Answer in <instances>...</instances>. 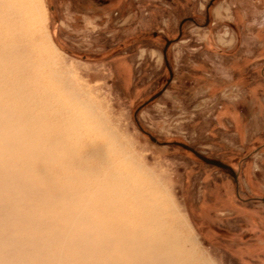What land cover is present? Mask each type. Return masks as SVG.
<instances>
[{
  "label": "rangeland",
  "instance_id": "374dc122",
  "mask_svg": "<svg viewBox=\"0 0 264 264\" xmlns=\"http://www.w3.org/2000/svg\"><path fill=\"white\" fill-rule=\"evenodd\" d=\"M33 1L45 14L35 40L55 48L63 73L58 79V65H48L37 92L1 79L0 97L20 115L18 129H8L20 137L7 139L21 140L23 156L6 163H26L29 183L39 187L35 167L55 179L70 175L68 157L92 168L105 160L107 168L97 169L107 174L114 163L128 172L133 167L153 181L142 189L150 187L166 203L190 264H264V0ZM186 18L192 20L179 26ZM165 39L174 40L166 51L172 78L137 111L169 78ZM62 99L80 103L62 112L53 104ZM74 116L83 121L70 123ZM167 142L229 165L236 182ZM24 193L17 204L39 225L32 233L72 225L49 217L42 194ZM60 242L59 252H72ZM53 246L37 250L54 254Z\"/></svg>",
  "mask_w": 264,
  "mask_h": 264
},
{
  "label": "bare ground",
  "instance_id": "6f19581e",
  "mask_svg": "<svg viewBox=\"0 0 264 264\" xmlns=\"http://www.w3.org/2000/svg\"><path fill=\"white\" fill-rule=\"evenodd\" d=\"M3 3L0 4V81L5 79L18 82V85L27 83L37 92L48 65H58V79L63 73L60 60L55 58V48L43 40H35V33L44 25V11L33 0H4ZM59 86L65 87V82ZM42 89H46L45 95L55 96L47 90L49 88L42 86ZM79 103L76 99L70 102L62 99L53 104L58 110L69 112L68 109L78 107ZM9 104L0 97V124H5V133L0 136V264H190L189 255L171 225L173 217L171 222L168 220L171 212H167L166 203L150 187L142 189L145 183L150 186L153 181L142 179L133 167L131 173L114 163L109 166L115 167L114 172L107 174L97 169L107 168L105 160L92 168L74 162L76 157H66L67 168L69 165L74 168L70 175L64 176L62 172L63 176L55 179L35 167V175H41H38L41 187L31 186L28 181L30 167L26 163L17 168L6 163V158L22 152L17 148L21 140L7 139L9 136L20 137L17 132L8 131L18 129L20 121L16 104L11 102L10 107ZM56 107L51 106L48 110L54 112L53 119L57 116ZM80 121L83 119L74 116L70 123ZM47 135L52 140L57 136ZM20 157L23 158L21 154ZM62 166L57 165L56 170ZM82 175L86 180L79 183ZM24 192L42 194L43 208L47 207L49 217L72 225L56 228L55 232H47L45 236L38 235L46 233L43 230L32 233L30 227L38 228L39 225H33L26 211L17 204L23 199L19 195L23 196ZM58 240L64 243L63 248L72 252H59L62 247L55 244ZM48 246L58 252L40 254L37 250Z\"/></svg>",
  "mask_w": 264,
  "mask_h": 264
},
{
  "label": "water",
  "instance_id": "95a60500",
  "mask_svg": "<svg viewBox=\"0 0 264 264\" xmlns=\"http://www.w3.org/2000/svg\"><path fill=\"white\" fill-rule=\"evenodd\" d=\"M212 1L209 2V4L211 3ZM208 4V5H209ZM208 7V6H207ZM186 20H192L191 18H186V19H183L181 22H180V25H182V23ZM180 33V32H179ZM178 37L175 39L177 40ZM174 40H169V39H165V45L162 49V56H163V60H164V64L168 70V74H169V78L167 79L166 81V84L159 90L157 91L155 94H153L148 100H146L141 106H139L137 108V111L144 105L148 104L149 102L153 101L154 99H156L157 97H159L165 90L166 86L168 85V83L170 82L171 78H172V70L168 64V61H167V58H166V51H167V48L168 46L170 45L171 42H173ZM140 130L145 133L151 141L153 142H157L156 138L153 137L152 135H150L149 133L145 132L144 130H142V128L139 126ZM166 145H175V146H179L181 148H183L184 150H187L189 152H191L196 158H198L200 161H202L203 163L207 164V165H210V166H214L218 169H221L223 171H225L227 174H229L232 179L236 182V173L234 172V170L227 164L223 163L222 161L218 160V159H215V158H210V157H207V156H204L203 154H201L200 152L196 151L195 149H193L192 147H190L189 145L187 144H184L182 142H167V143H164ZM264 200V199H263Z\"/></svg>",
  "mask_w": 264,
  "mask_h": 264
}]
</instances>
